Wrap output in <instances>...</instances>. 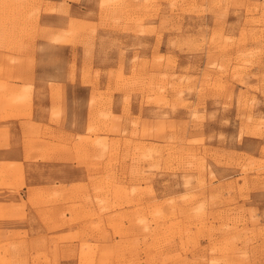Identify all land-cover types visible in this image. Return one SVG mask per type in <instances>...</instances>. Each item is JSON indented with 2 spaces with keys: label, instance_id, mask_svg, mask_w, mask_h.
<instances>
[{
  "label": "rangeland",
  "instance_id": "rangeland-1",
  "mask_svg": "<svg viewBox=\"0 0 264 264\" xmlns=\"http://www.w3.org/2000/svg\"><path fill=\"white\" fill-rule=\"evenodd\" d=\"M1 146L0 264H264V0H0Z\"/></svg>",
  "mask_w": 264,
  "mask_h": 264
},
{
  "label": "crops",
  "instance_id": "crops-1",
  "mask_svg": "<svg viewBox=\"0 0 264 264\" xmlns=\"http://www.w3.org/2000/svg\"><path fill=\"white\" fill-rule=\"evenodd\" d=\"M62 75L65 78L67 77V79L62 78V80H64V82H66V80H68V76H67L68 74L64 73ZM49 111L40 112V114L43 115V116H40L39 119H43V120H45V122L47 121V123H50V119L51 118H50V112ZM65 114H63V117L67 118L69 116V112H68V114H66V115ZM65 126H66V124H64V126H54V127L52 126V127H53V129L55 128V130L59 129L60 131L63 130L65 132H67L66 129H65ZM61 127H63V129ZM9 158H10V156H9L8 148L5 147V146H1L0 147V163L2 164V162H5V160H8ZM32 165L34 166L33 167V172L32 173L28 172V175H27V178H26L27 186L24 187V191L25 192L27 191L26 188H28V185H34L35 187H38V182L40 181L39 180L40 178H39L38 173H37V161L34 162V164L32 163ZM66 165H67L66 168H67V172L68 173L65 176H66L68 181H73V179L76 178V175H75L76 173L74 171L75 170L74 169V164H66ZM52 166H55V165H52ZM68 169H69V171H68ZM21 229H24V228H21Z\"/></svg>",
  "mask_w": 264,
  "mask_h": 264
}]
</instances>
